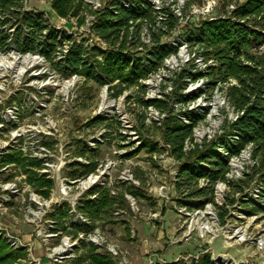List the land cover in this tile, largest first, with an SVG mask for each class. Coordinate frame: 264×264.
Returning <instances> with one entry per match:
<instances>
[{
    "label": "rangeland",
    "instance_id": "1",
    "mask_svg": "<svg viewBox=\"0 0 264 264\" xmlns=\"http://www.w3.org/2000/svg\"><path fill=\"white\" fill-rule=\"evenodd\" d=\"M108 1L100 0L102 6ZM125 1L121 0L122 3ZM172 1L153 0L159 8L164 6L174 11L179 7L182 22L162 37L175 51L163 59L155 72L139 80V85L145 88L139 97L143 100L146 97L147 101L158 96L166 97L168 102H177L184 115L199 116L194 127L205 133L197 143L203 145L215 141L214 150L225 155L217 141L225 121H231L234 115L224 94L229 82L224 85L211 80L207 71L213 63L209 57L199 55L201 43L189 41L186 33L193 31L205 18L228 16L243 0ZM51 2L23 0V8L41 11L49 27L70 35L71 40H83L88 45L104 43L93 29L81 30L84 20L80 18L90 11L83 0L77 10L79 16L73 12L59 16L52 10ZM147 28L142 22L138 37L141 43L150 46ZM46 32L47 29L43 34ZM60 43L63 49L67 41ZM11 49L0 50V158L9 151L8 147L20 145L24 151L49 164L47 173L52 176V186L47 199L40 198V203L47 201L53 205L57 200L62 204L71 199L78 188L69 181L79 175L70 174L80 171L91 158L96 161L92 173L97 176V181L106 183L115 191L124 187L121 182L123 171L131 172L139 181L140 195L134 196L135 206L126 200L121 208L113 207L108 217L93 219L95 226L86 230H97L104 239L101 245H118L121 255L113 258L115 264H147V255L151 253L157 256V264H189L190 259L201 253H208L210 259L220 264H264V186L260 178L254 176L240 196L231 183L228 184L236 179H241L243 184L244 174L252 173L250 148L228 157L229 171L225 179L212 185V202L199 204L203 198L186 197V189L176 187L173 173L177 170V161L169 149L162 146L165 143L161 138V126L153 122V114H148L147 108L135 100L136 86L113 97L105 83L100 84L92 78L85 80L78 75L72 80L74 74L63 77L41 55ZM140 49L137 48V55L143 53L138 51ZM27 54L32 61L26 66L22 58ZM230 80V83L234 82ZM180 94L184 101L178 100ZM215 98L218 106L213 109L211 102ZM139 114L144 116L145 128L141 132L136 130ZM95 116L105 118L98 123H89ZM140 137L156 144L157 150L150 153L145 147L140 148ZM42 142L45 152L41 150ZM82 144L96 154L85 152L78 156ZM36 167H32L34 172ZM14 168L17 174L7 179L10 170L0 165V231L20 236L32 246L28 258L18 257L14 264H38V259L39 264H73L69 260L60 261L58 256L72 254L76 244L66 246V250L58 255L52 250L53 247H63V238L73 234L63 230L62 226L58 225L56 230L54 225L49 226L45 204L41 207L38 202L30 200L35 186L24 180L26 174L19 175V167ZM216 184L222 185L220 194L216 193ZM230 198L235 199L233 204L228 203ZM220 206L227 211L223 222L218 215L222 211ZM254 207L258 209L253 211ZM155 213L156 218L153 217ZM71 220H65L68 229H72ZM49 231H61V234L48 236ZM77 245L78 254L88 251L87 245ZM30 255L37 258L36 261Z\"/></svg>",
    "mask_w": 264,
    "mask_h": 264
},
{
    "label": "trees",
    "instance_id": "2",
    "mask_svg": "<svg viewBox=\"0 0 264 264\" xmlns=\"http://www.w3.org/2000/svg\"><path fill=\"white\" fill-rule=\"evenodd\" d=\"M79 5L80 0L51 2L52 10L59 16L72 12L78 15ZM159 12L162 13L163 19L157 18ZM159 12L148 0H126L125 3L121 0H109L95 12L92 25L95 34L106 44L105 49H99L95 44H84L83 40H71L70 35L49 27L41 11L23 8V0H0V50L12 48L20 53H37L63 77L77 74L85 80L92 78L100 84H107L109 94L113 97H117L124 89L136 86L134 98L140 105L145 107L151 104L167 111L161 121L160 130L163 142L168 145L170 154L178 164L175 185L177 188H184V191L186 189V197L203 198L199 204L212 202V185L217 180L225 179L228 157L239 154L247 145H250L252 173L244 174V185L241 184V179L230 180L228 184L231 183L240 196L254 176H258L264 186V0H243L228 16L205 18L198 22L199 25L195 26L193 31L186 33L189 41L196 40L201 43L202 51L199 55L209 57L215 62L207 71L211 80L223 84L229 82L225 88V96L232 110L237 112V117L225 121L223 132L217 141L218 146L225 150V155L214 150L215 141L203 145L192 143V146L184 151V141H191L192 128L200 117L190 115V122L184 123L172 113L166 97L149 101L139 97V94L145 92V88L139 85V80L155 72L162 65L163 59L175 51L162 37L177 27L179 19L169 7H163ZM80 19L83 21V16ZM142 22L148 26L150 46L139 40ZM10 27L12 30H7ZM45 29L47 32L43 34ZM60 41H67L65 51H62ZM138 47L141 48L138 51L143 52L141 55L136 53ZM97 55L100 58H97ZM230 79L234 82L230 83ZM130 97L131 95L127 98ZM182 97L180 94L178 100L184 101ZM104 118L95 116L89 123H98ZM144 128V116L139 114L136 118V130L141 132ZM140 140V148L145 147L150 153L157 150V145L152 141L142 137ZM85 152L96 154V151L87 150L86 145L82 144L77 154L84 155ZM2 155L1 166L12 163L13 167H19L21 172L26 174L25 180L35 186L38 193L43 196L48 194L52 180L38 176L32 170L33 166L39 165L36 158L24 156L17 149ZM74 163L77 164L76 161ZM95 167L96 161L89 158V162L82 165L80 171L70 175H84ZM7 176L10 178L12 174ZM200 178L206 179L207 183L198 186ZM123 192L133 196L140 195L137 188L128 186L110 194L105 185H97L81 194L76 209L92 219L90 225L77 227L72 224V229H67L66 225L60 223L59 221L68 215L69 207L66 202L56 207L48 216L62 226L63 230L75 235L77 229L93 228V219L108 217L113 207L121 208L126 203ZM94 193L96 196L90 197ZM234 202V198L228 200L229 204ZM219 208H222L218 215L220 222H223L227 211L222 206ZM257 209L254 207L253 211ZM80 245H87L88 251L73 258L74 264L84 260L85 264H115L107 252H96L94 245L84 241H81ZM18 257H25L24 249H12L0 232V264H14ZM189 264L220 263L210 259L208 253H201L198 257L190 259Z\"/></svg>",
    "mask_w": 264,
    "mask_h": 264
},
{
    "label": "built area",
    "instance_id": "3",
    "mask_svg": "<svg viewBox=\"0 0 264 264\" xmlns=\"http://www.w3.org/2000/svg\"><path fill=\"white\" fill-rule=\"evenodd\" d=\"M172 2L174 3L175 0L172 1ZM83 3L88 8H90V11H89L88 14L84 13L82 15L83 16V20H84V26L81 27V30L90 31V29H92L93 22L95 21V15H96L95 12H98L103 6H102V3L100 2V0H83ZM150 3L153 5L154 9L157 10L158 12L164 7V6H162L161 8H159V6L157 4H155L153 2V0H151ZM175 5H176V3H175ZM170 10H171L172 13H174L178 17V19H179L178 22H182L181 20H183V18H182L181 14H180L179 7H176L174 9V11L172 9H170ZM158 14L160 15V17L159 18L157 17V18L158 19H163L162 13L159 12ZM77 16H79V14ZM60 20H62V19H60ZM157 24L158 23H155V25H157ZM147 31H148V33H147L148 42H150L148 28H147ZM95 45L99 49H105V44L104 43H98V44L96 43ZM66 47H67V44H66ZM66 47H64L62 49V51H65ZM11 50H13V49H11ZM97 58H100V57H97ZM210 60H211L210 62H212L213 65H214L215 62L213 61V59L210 58ZM78 76H80V75H78ZM75 77H77V74L73 75L72 80H74ZM224 85H226V84H224ZM105 87H106V85H105ZM224 94H225V91H224ZM156 98H161V97L158 96ZM152 99H155V98H152ZM152 99H149V100H152ZM144 101H147L146 97L144 98ZM168 104H169V107H171L170 110L172 111V113L175 115L176 118H178L179 120H181L184 123L190 122V115H184V111L182 112L181 110L178 109V103L177 102L170 101V102H168ZM145 108H147L148 114H153V117H154V119H153L154 121L153 122L155 124L157 122V124L161 125V121H162L163 117L167 115V111L161 110V109H158V108L156 109V107H154L151 104L145 106ZM236 117H237V112H234V115L232 116V120L235 119ZM199 129H200L199 127H196V126L194 127L193 126L192 133H191V141L188 140V139H185V141H184V144H183V150L184 151L188 150L192 146V143H197L204 137L203 134L205 133V131H202V133H201V132H199ZM41 144H42V146H41L42 149L41 150L43 152H45L46 151V147L43 145L44 144L43 142ZM94 144H95V142H94ZM162 146H166V148L169 149L167 144H162ZM249 147H250V145H247L246 147H244V149L245 148L247 149ZM94 148H96V147H94ZM14 149L20 150L22 152V155H24V156H27V157H30V158H36L39 161V165L35 169L37 175L38 176H44L46 178L52 179V176L49 173H47L48 172L47 167H49V164L47 162L43 163V161H44L43 158L38 157L35 154H31V152L24 151V149H22L20 147V145H18L16 147H8L7 151L8 150L11 151V150H14ZM87 150H89V149L87 148ZM78 156H83V155H78ZM84 162H86V161L84 160ZM87 163H85V164H87ZM11 166H13L12 163L4 165V168L9 169L10 170L9 173L12 174V176L10 178H7V179H12L18 172V171L15 170L14 167H11ZM95 168H94V170H95ZM13 170H15V171H13ZM94 170L88 172L87 174L79 175V177L74 176L69 181V184L70 185L75 184L76 187L78 188V190L75 193V195H73V197L71 199L64 200V202H66L68 204L69 209H68V215L63 217L62 220L59 221L63 225L67 224L65 220H71V218H72L73 221L71 220V224L70 225L75 224L77 227L90 225L92 223V219H90L89 217L85 216L84 214H82L81 212H79L76 209V203L78 202V199H79L80 195L83 194L85 191H87L89 189H92L93 187H95L97 185H105V186H107L109 188L110 194H115L117 192V191L113 190L112 187L108 186L106 183H104L102 181H97V178H96L97 176L92 173ZM9 173H7V175ZM19 175H23L24 176L25 173L20 172ZM173 175H174V177H176V171L173 173ZM91 176H92L91 181H89L88 183H84L85 181L89 180V178ZM25 178H26V175L24 177V180H25ZM121 180H123L121 182H124V183H122V184H124V186H128V187L133 188V189L138 188V186H139V181L136 178L133 177L131 172L123 171L122 175H121ZM206 183H207L206 179L200 178L198 180V182H197V185L198 186H203ZM33 191L34 192H31L30 200L38 202L41 207L43 206V204H45L44 206L47 207V210H45L44 212H45V214L47 216H48L49 213H52L56 207L62 206L63 203H64L63 202L62 204H60L59 201H57V200H55L53 205H51L50 203L47 204V201H43L44 203H40L39 202L40 198L42 200H44V199H47L48 196H43L42 194L38 193L34 189H33ZM123 195H124V198L129 202V204L131 206H135L136 205L135 204L136 203L135 197L131 193L123 192ZM95 196H96V194L94 193L90 197H95ZM156 216H157V213H155V215H153L154 218H156ZM49 218H50V219H48L49 226L53 227V225H54L53 229L56 230V228L58 226L57 222L54 219H52L50 216H49ZM68 226L69 225L67 224L66 227H68ZM91 229H93V228H91ZM79 230H81V231L76 232L75 235H71L70 237L69 236H65L63 238V240H62V244H63L62 246L63 247L57 246V247H53L52 248L53 252L58 255V253L64 252L66 250L65 249L66 246H73V245L76 244V246H74V248H73V253L72 254H68V255H65V256H63V255H59L58 256V258H60V261L63 262L65 260H69V261L72 262L73 258H75L78 255V253L76 252L77 251V246H78L77 244L80 245L81 241H84L86 243H90V244L94 245L95 249H96V252H107L112 258L118 257V256L121 255V254H119V247H118V245L116 243H108L106 245H104V244L101 245V243L104 241V239H103L102 235H100L97 232V230L93 231V232L86 231L85 229H79ZM87 230H90V229H87ZM49 232L50 233H49L48 236H58V235L61 234V231L60 232L59 231H57V232L49 231ZM65 235H67V234H65ZM2 236L6 239V241L9 243V245H10V247L12 249H21V248L24 249L25 257L22 258L23 260H26L28 258V253L29 254L32 253L31 252V248H32L31 244L29 242H24L20 236H17V235H14V234H9V233H3ZM100 248H102L101 251H100ZM97 249H99V251H97ZM30 256L32 257V260L36 261L37 258L33 257L32 255H30ZM58 258H56V260ZM156 260H157V256H154V254L151 253V254L147 255V264H155L157 262ZM38 264H39V259H38ZM78 264H80V263H78Z\"/></svg>",
    "mask_w": 264,
    "mask_h": 264
},
{
    "label": "bare ground",
    "instance_id": "4",
    "mask_svg": "<svg viewBox=\"0 0 264 264\" xmlns=\"http://www.w3.org/2000/svg\"><path fill=\"white\" fill-rule=\"evenodd\" d=\"M10 55V54H8ZM2 57H5V56H2ZM22 61L25 63V65L27 66L31 61H32V58L30 56V54H27L25 55L23 58H22ZM211 105H212V108L213 109H216L217 106H218V101L216 100V98L211 102ZM200 132V131H199ZM242 158V157H241ZM233 165L236 167L237 164L235 161H233ZM92 179V176L89 178V180L85 181L84 183H88L89 181H91ZM221 189H222V185L221 184H218L217 187H216V193L217 194H220L221 193Z\"/></svg>",
    "mask_w": 264,
    "mask_h": 264
}]
</instances>
